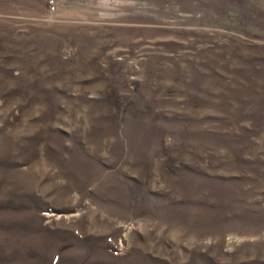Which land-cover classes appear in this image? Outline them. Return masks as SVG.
I'll use <instances>...</instances> for the list:
<instances>
[{
    "label": "rangeland",
    "instance_id": "374dc122",
    "mask_svg": "<svg viewBox=\"0 0 264 264\" xmlns=\"http://www.w3.org/2000/svg\"><path fill=\"white\" fill-rule=\"evenodd\" d=\"M0 0V264H264V0Z\"/></svg>",
    "mask_w": 264,
    "mask_h": 264
},
{
    "label": "built area",
    "instance_id": "2783aa9c",
    "mask_svg": "<svg viewBox=\"0 0 264 264\" xmlns=\"http://www.w3.org/2000/svg\"><path fill=\"white\" fill-rule=\"evenodd\" d=\"M50 6H51L52 10H55L56 9L55 1L54 0H51L50 1Z\"/></svg>",
    "mask_w": 264,
    "mask_h": 264
}]
</instances>
